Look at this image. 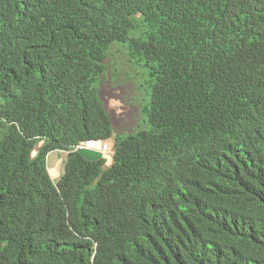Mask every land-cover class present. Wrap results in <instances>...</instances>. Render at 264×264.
<instances>
[{"label": "trees", "instance_id": "obj_1", "mask_svg": "<svg viewBox=\"0 0 264 264\" xmlns=\"http://www.w3.org/2000/svg\"><path fill=\"white\" fill-rule=\"evenodd\" d=\"M113 44L149 77L125 135ZM0 264H264V0H0Z\"/></svg>", "mask_w": 264, "mask_h": 264}, {"label": "rangeland", "instance_id": "obj_2", "mask_svg": "<svg viewBox=\"0 0 264 264\" xmlns=\"http://www.w3.org/2000/svg\"><path fill=\"white\" fill-rule=\"evenodd\" d=\"M105 72L101 77L100 98L110 116L114 135L135 133L145 127L142 107L149 100L150 86L146 69L132 62L126 46L113 44L104 61ZM113 145V140H108ZM67 157L64 152L47 156V168L53 181L63 170ZM111 159L107 162L110 165Z\"/></svg>", "mask_w": 264, "mask_h": 264}, {"label": "built area", "instance_id": "obj_3", "mask_svg": "<svg viewBox=\"0 0 264 264\" xmlns=\"http://www.w3.org/2000/svg\"><path fill=\"white\" fill-rule=\"evenodd\" d=\"M79 148H85V149L99 152L102 154L103 157L111 158L113 155L112 146L108 141L89 140V141L80 143L74 148V150L76 151Z\"/></svg>", "mask_w": 264, "mask_h": 264}, {"label": "water", "instance_id": "obj_4", "mask_svg": "<svg viewBox=\"0 0 264 264\" xmlns=\"http://www.w3.org/2000/svg\"><path fill=\"white\" fill-rule=\"evenodd\" d=\"M76 153L81 158H83L84 160L89 161V162H96V161L101 160V159H107V160L111 159L109 157H103L102 154L99 152L89 150V149H85V148L77 149Z\"/></svg>", "mask_w": 264, "mask_h": 264}]
</instances>
